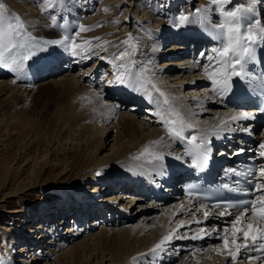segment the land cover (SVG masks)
<instances>
[{
  "label": "bare ground",
  "instance_id": "1",
  "mask_svg": "<svg viewBox=\"0 0 264 264\" xmlns=\"http://www.w3.org/2000/svg\"><path fill=\"white\" fill-rule=\"evenodd\" d=\"M21 1L27 2L25 4L26 8L29 7L28 4L34 2V0ZM104 1H108L107 3L105 2L106 4L104 7H107L108 4H112V0ZM183 1L184 0H182L181 3ZM232 3L238 5L240 4V0H232ZM194 4L195 2L188 0L186 10L191 7L194 11V8H196ZM181 5L184 4H180V6ZM225 7L227 10L231 8L232 5H226ZM256 7L257 10L261 12L262 22L264 23V9L260 7L259 0ZM148 11L143 12L142 20L148 25L147 29L150 34L148 42L150 47L154 48V51L152 50L153 52L150 50L148 51L152 52L151 57L155 60L153 66L155 69L144 74L142 76L144 79L141 83L144 84V89L152 92L153 97L159 101V107L165 109L171 107L189 122L198 121V128L209 130H211L213 126L218 125L221 120H227L233 115H238L239 112L223 108V102L207 88V84H211V81L204 75V71H201L202 67L197 63L198 61L192 60L191 55L186 54V48L184 47L186 41L189 43L191 40L193 42L197 41V38H189V36L202 35L203 29L196 25H188L177 29L172 23L173 18L177 17L176 15L169 14L166 21L162 23L160 19L158 20V18L150 16ZM35 13H37V11H35ZM216 16L217 14L215 12L211 14L212 21L214 23H219ZM100 17L96 19H101ZM104 18L105 19H101V22L104 21V23H106L111 16ZM28 19L31 21L33 30H35L41 38L46 36L51 38L56 37L55 31L53 32L54 29H50L48 23L38 20V17L30 16ZM159 24H161L159 27L155 26ZM113 26L118 27L115 24ZM116 30L117 29L106 30L104 27L99 32L88 35L85 41H91L90 47L95 49V51L89 53L87 58L84 56L74 57L70 52H64L63 49H60L61 51H56L55 54L46 52L47 54L43 53V55L39 57L38 64H33L28 70L20 74L19 78L13 73L8 77L0 78V100L2 99L0 106L2 105L1 107L3 110H12L13 114L15 112L17 114V111L22 114V112L26 113L29 109L24 108V105L30 103V96L33 93V90L29 87L33 83L28 84V82L40 78L39 73H43V75L47 74V72L52 73L51 77L47 76L48 78L41 80L34 89L43 90L44 88L53 86L55 89L61 90L62 93L67 91L74 101L71 108L72 114H75L77 118H81L85 128L89 130L90 135L88 136L90 137L84 141L86 147L84 149L81 148L83 149V161L85 162L88 160L89 162V167L86 171L88 173L87 175L85 174L86 177L84 176L85 179L79 185L78 189L83 190L90 201L84 200L86 201L85 204H80L75 201L74 207L68 211V213H70L69 215L65 211H61L60 213L58 211V213L53 212L52 215L54 218H64L57 222V225H62V222L67 218H78L80 212L83 213L81 218H113L117 216V218L121 219L118 221V225H116V222L111 224L110 222L112 221L109 220L106 226L98 225L100 222L97 221L98 219H95L96 221L94 220L93 224H89L86 229L81 227L75 231V229L69 230L68 228L64 233H61V235L53 236L55 237L54 240L56 243L54 245L56 248H60L59 250L62 249V253L58 251L60 257L56 256V259H54L57 260L55 264H63L64 261L73 264L75 261L74 258H76L75 254H77L79 249L81 251L85 249L88 246L87 244L95 239L94 236L118 232L120 230H123V233L126 234H124V237L127 236L126 241L128 242L129 249L126 252L127 254L121 257V259H123L119 264H229L230 258H227L226 253L220 255L215 251V249L222 246L220 237L224 234L223 228L230 226L228 223L229 221L215 215L216 212L206 210L205 208L200 212L195 211V209L200 206L195 204L192 200L182 196L176 197V195L173 196L174 194H171L173 199L168 203H164L162 200L157 199H155L157 201L150 199L149 202H147L151 196H141L136 192L135 186L139 184V187H142L144 184L148 193L154 185H162V182H166V178L173 179L178 173L183 172V169L180 170L182 161L173 159L176 155L183 156V149L179 150V144L176 142L164 148L165 161L163 168H157L154 165L147 164L144 160L133 159V157L139 155L146 145H151L152 141L160 140L162 137L167 140V132L162 124L156 122L157 118L151 116L152 118L149 119L147 116H140V111L138 110H141L143 106L142 100L146 98H142L139 94H134L135 98L132 99V106L128 102L120 101L121 98H124L127 89L124 87L109 86V81L114 79L115 73L112 64L108 71L105 70L103 71V75L100 74L99 71L103 69L101 68L102 62L100 61L105 60V56L109 55H103L104 51L98 47L99 45H103L102 43L93 44L92 41L96 40L98 37H102L103 34L115 35ZM111 32L113 33L111 34ZM172 40L180 42V44L174 42L166 46L168 42ZM77 43L83 44L84 41ZM141 47L142 49H146L148 44L142 43ZM144 52H146V50ZM142 53L143 52L137 54L136 52V54L132 55V58L137 62L142 61V69L145 66L151 68L149 60L145 61L142 58L144 56ZM95 57H97V60L94 61V65L90 66L91 59H95ZM106 60L111 59L107 58ZM62 61H70V64H74V69L79 68L80 76H78L79 74L77 75L70 72L67 63H65L64 66H60L62 65ZM38 68L40 70H37ZM3 70L5 69L0 68V72H3ZM61 71L62 73L58 74V72ZM67 71L70 73H67ZM133 73L137 74L135 69ZM105 74L107 75L105 76ZM148 81H151V83H148ZM100 84L103 85V91L98 92L93 89L95 85H97L95 87L97 88ZM152 84L156 85L164 95L161 96L157 93L155 89L152 88ZM118 89L121 93L119 95L121 97L117 99L118 102H110L109 99L115 94L112 91H117ZM144 89H142V91ZM165 99L169 101L168 105H164ZM134 104L135 106H133ZM117 105H119V108L116 107ZM154 106L155 104H151V109H153ZM12 111H10V113ZM147 112V115H149L148 110ZM18 117L16 119H18ZM19 120L22 121V118L19 117ZM27 122L26 120V123ZM238 122L239 121L235 123L237 124ZM227 136V132L220 133V142L228 138ZM262 137L264 138V133H262ZM111 143L112 145H110ZM70 144L76 149H80L82 146L81 142L78 141L71 142ZM60 146L61 144H58L55 150L59 149ZM53 147H55L54 144ZM185 158L188 159L187 157ZM31 159L32 158L29 157L26 160L28 164L31 162ZM102 192H112V194L108 195L106 198L101 197L102 199L95 196L96 193L102 194ZM127 199L129 200L128 203L122 204V201L124 202ZM84 205L85 207H83ZM203 211H209V217L205 218L203 216ZM63 215L65 216L63 217ZM40 216L42 218H47L43 215ZM50 220L53 221V218L47 219V221ZM197 220L200 221V223H196ZM182 223L185 226L182 227ZM108 224L116 228H107ZM94 226L101 229H99L100 231L98 233L90 235L91 232L87 231L91 230ZM201 228H203L206 233L210 234H201ZM34 229L33 232L35 231L37 235V241L33 240V242L36 243L34 244L36 246L47 238V230L41 233L39 230H36H41V226H36ZM44 229H46V227H43V231H45ZM213 229L219 230L218 234L214 232ZM59 230L60 228H58V231ZM170 230H175L172 241L166 244L163 251L152 254L151 249H153ZM84 231L85 233L83 234ZM197 234H200L202 238L195 240L190 238ZM84 235L87 237L84 239L82 238L80 241L79 238ZM185 235L189 238H177ZM58 237L60 238L59 243H57ZM73 238L79 241L76 243L72 241ZM38 240L41 241L38 242ZM68 242H75V244L69 245L71 243ZM49 244L52 245L53 243L49 242ZM198 244L202 245L197 247ZM34 245L31 248L29 246L22 247V251L28 254L32 250L36 251ZM204 246H206L205 249H203ZM65 248L66 250L64 251ZM87 248H89V246ZM190 250L192 251L191 253H189ZM42 252L45 254L44 251ZM84 253L86 254V252ZM161 254L166 255L162 257ZM45 255L48 256L50 254ZM92 255L87 253L84 257L91 258ZM155 256H158V259H155ZM151 260L154 263L148 262ZM236 264H244V262L238 260ZM251 264H264V260H253Z\"/></svg>",
  "mask_w": 264,
  "mask_h": 264
},
{
  "label": "rangeland",
  "instance_id": "2",
  "mask_svg": "<svg viewBox=\"0 0 264 264\" xmlns=\"http://www.w3.org/2000/svg\"><path fill=\"white\" fill-rule=\"evenodd\" d=\"M181 1L182 0H112V4H108L107 7H104L108 1L63 0L62 3H58L56 7L50 11L51 14H56L58 18L65 17L67 19L69 24L72 25L71 34L74 33L75 26L79 23H83L86 28L92 29L91 31L81 33L76 42L87 40L86 37L88 35L99 32L104 27L106 30L119 29L118 32L116 30L115 35L103 34L102 37H98L96 40L92 41L93 44L102 43L103 47L107 49V52H103V55H109L105 56V60L100 61L102 62L101 68L103 69L99 72L103 75V71H108V69L111 68V64L108 62L109 60L106 59H111L114 52L116 54L125 48L122 42L128 39L129 34L132 35L136 44L134 49H129L132 55L136 54V52L137 54L143 52L142 55L144 56L142 58L145 61L149 60L151 65L149 69L154 70L155 68L153 66L155 60L151 57L154 48H151L148 42L150 34L147 29V23L142 20L143 12L149 10L148 14L158 18V20L160 19L162 23L166 21L169 14H174L176 16L179 14H187L191 17L193 15V9L190 7L186 10L188 0H184L182 3ZM259 1L260 7L264 9V0ZM192 2H195L194 5L196 8L211 7L210 0H192ZM241 2L244 3V0H240V3ZM26 3V1L23 2L21 0H0V5L4 6V10L7 14L19 16L21 20L26 23L27 31L31 32L42 42L62 38V30L50 27L51 20L48 19L46 13L41 10V5L29 2V7L26 8ZM180 4L184 5L180 6ZM105 9H107V11H105ZM35 11H37V13H35ZM30 16L38 17V20L48 23L49 28L54 29L53 32L55 31L56 37L51 38L46 36L41 38V36L33 30L31 21L28 19ZM108 16H111V18L106 23H104V21L101 22V19H105L104 17ZM97 17L101 19L97 20ZM59 22H63V20ZM114 24L118 27L113 26ZM161 24L155 26L159 27ZM97 25L99 26L97 27ZM112 33L113 32H111V34ZM174 42L177 41L172 40L168 42L166 46ZM142 43L148 44V47L142 49ZM177 44L180 43L177 42ZM48 48V52L53 54L62 49L52 45H48ZM145 50L146 52H144ZM148 50L153 51L150 52ZM42 55L43 53L39 54V57ZM95 59L97 60V57H95ZM92 60H94V58L91 59L90 66L95 61L92 62ZM133 61L134 67L128 65L131 72H134L135 69V72L141 76L151 72L142 71V61L137 62L134 59ZM32 65L33 64H31V66ZM77 69L78 68L74 69L76 70L74 74L78 75L80 71ZM113 69L115 72L116 69ZM5 70L0 72V78L6 77L7 74H5V72L8 73L9 71L7 69ZM47 73L49 74L44 77L28 82V84L33 83L29 86L33 90L30 96L31 99L29 100L30 103L24 105V108H29L27 110L28 112H22V115L19 111H17V114L14 111L15 113L13 114L12 110H3L1 107L2 105L0 106V264H55L57 260L54 259H56V256L60 257L62 249L59 250L60 248H56L54 245L56 241L53 236L55 235L50 227L47 226L57 228L55 226L58 224L57 222L64 218H54L52 213L57 211L59 213L61 211L68 213V211L74 207L75 201L80 204H85L86 201L84 200L90 201V199L86 197L84 191L78 189L79 185L86 177L85 174L87 175L88 173L86 171L89 167V162L88 160L85 162L83 161L82 151L86 147L84 141L90 137L88 136L90 135L89 130L85 128L81 118L78 117L79 120L75 114H72L71 108L74 101L67 91L62 93L61 90L55 89L53 86L44 88L43 90L34 89L41 80L51 77L52 73ZM61 73L62 71L58 72V74ZM107 74H105V76ZM100 86L103 88L102 84H100ZM93 89L98 92L103 91V89H95V86ZM111 99L112 98L109 99L110 102H114L112 101L113 99ZM1 103L2 99L0 100V104ZM133 106H135V104ZM10 111L12 112L10 113ZM18 116L22 118V121L19 120ZM140 116L145 117L144 114H140ZM17 117L18 119H16ZM26 120L28 121L27 123ZM74 141L81 142L82 146L80 149H76L70 144ZM53 144L55 147H53ZM58 144H61V146L59 149L55 150ZM110 145H112V143ZM29 157H31L33 161L31 159V162L28 164L26 160ZM110 194H112V192H102V194L96 193L95 196L106 198ZM150 199L153 198L150 197L147 202H149ZM128 201V199L124 202L122 201V204H127ZM153 201L157 200L153 199ZM83 207H85V205ZM69 214L70 213H68V215ZM40 215L46 216L47 218H42ZM65 215H63V217ZM81 217L82 215L78 218ZM114 217L117 218V216ZM37 218H40V222L44 219L45 224L41 226L42 224H40V222L39 224L36 223L35 221ZM50 218H53V221H47V219L49 220ZM91 221L93 222L94 220ZM33 223L35 224L33 225ZM71 223L69 226H72ZM36 226H41L42 229L43 227L47 228V238L43 240L41 244L34 245L36 251L32 250L29 254L23 253L22 247L25 243L24 240L30 241V248L33 247L31 242L33 240L37 241V235L35 231L33 232ZM96 227L97 226H94L87 232H91V234L89 233L90 235L98 233L101 228ZM107 228H110V226ZM111 228L113 229L116 227L114 226ZM36 230L40 231V229ZM84 233L85 231L83 234ZM124 234L123 230H120L118 232L94 236L95 239L87 244L89 248H87L88 246L85 249L81 248L82 251L79 249L77 254H75L76 258H74L75 261L73 264H119L123 259H121V257H124L129 249L128 242L126 241L127 236L124 237ZM86 237L84 235L80 237L79 240L81 241L82 238L84 239ZM79 240L76 238L72 239V241L76 243ZM39 241L41 240H38V242ZM49 242L53 244L51 245ZM59 242L60 238L58 237L57 243ZM75 242L68 243L72 245L75 244ZM203 249H205V247H203ZM65 250L66 248L64 251ZM42 251L50 255L46 256ZM58 251H60V253ZM84 252H86V254ZM191 252L190 250L189 253ZM87 253L93 254L92 257H84ZM161 256L163 255L161 254ZM155 259H158V256H155ZM148 262L153 261L151 260ZM63 264L69 263L64 261Z\"/></svg>",
  "mask_w": 264,
  "mask_h": 264
},
{
  "label": "snow or ice",
  "instance_id": "3",
  "mask_svg": "<svg viewBox=\"0 0 264 264\" xmlns=\"http://www.w3.org/2000/svg\"><path fill=\"white\" fill-rule=\"evenodd\" d=\"M62 2L63 0H34V3L41 5V10L51 20L50 27L63 31L62 38L43 42L27 31L26 23L19 16L7 14L4 6L0 5V68L7 69L19 78L20 74L24 73L31 64L39 63V54L48 52V45L58 46L64 51L70 52L74 57L84 56L87 58L89 53L95 51L90 47L91 41H84L83 44L76 42L81 33L92 29L86 28L83 23H79L75 26L74 33L70 34L72 25L67 19L65 17L58 18L56 14H51L50 10ZM257 3L258 0H245L244 3L236 5L232 3V0H210L211 7L194 8L191 17L187 14H179L172 20L177 29L196 25L213 39L214 46L211 48V54L199 53L208 61L207 66L201 64L200 67L204 69L208 80L211 81L210 91L220 100L233 92V78L244 81L253 93L259 97H264V75L257 76L254 72L258 63V50L264 49V23H262L261 12L257 10ZM230 4L232 7L226 10L225 6ZM213 12L217 14L216 18L219 23L212 21L211 14ZM60 20L63 22H59ZM122 43L125 48L114 54L108 61L116 69L114 79L109 81V86L124 87L131 93L146 98V102L149 104L159 105V101L154 99L152 92L144 89V84L141 83L144 78L129 70L128 65L135 66L132 52L129 50L136 47L134 38L129 34L128 39ZM98 47L107 52L103 45ZM142 71L152 70L145 66ZM257 81L259 82L256 83ZM254 83L255 87H253ZM152 88L161 96L164 95L156 85L152 84ZM142 89L144 90L142 91ZM168 103L169 101L165 99L164 105H168ZM116 107L119 108V105ZM148 111L150 116L157 118L158 124L163 125L167 132V140L162 137L160 140L152 141L151 145H146L133 159L144 160L147 164L157 168H163L165 161L163 149L176 142L183 149V156L176 155L173 159L183 161L187 157L193 169H205L210 160L209 150L212 140L218 138L222 132L236 131L232 127L235 122L254 118L248 112H240L227 120H221L218 125L209 130L198 128V121L189 122L171 107L165 109L157 106ZM261 111H264V108H261ZM240 130L252 135L251 129L247 126ZM258 149V155L264 161V142L258 143ZM244 151L243 148L238 149L236 154ZM229 171L235 177L243 176L245 178V182L249 186L247 190H244L245 195H252L253 198L231 203L225 197L213 205L216 209H220L215 215L232 217L228 222L230 226L223 228L224 234L220 237L222 246L215 251L220 255L226 253L227 258H230L229 264H236L238 260H242L244 264H251L253 260L264 259L262 256L252 255V253H264V163L258 169L250 168L243 173L235 169ZM235 183L239 185L240 180L237 179ZM222 187L229 192L236 191L227 183L223 184ZM192 195L193 193L190 191L189 196ZM204 207L201 204L195 211L200 212ZM209 215V211H203L205 218ZM196 223H200V221L197 220ZM181 226L185 225L182 223ZM213 231L218 234L219 230L213 229ZM174 232L175 230H170L151 249V253L163 251L166 244L172 241ZM200 233L210 234L206 233L203 228L200 229ZM177 238L187 239L189 237L185 235ZM190 238L195 240L202 237L197 234Z\"/></svg>",
  "mask_w": 264,
  "mask_h": 264
}]
</instances>
